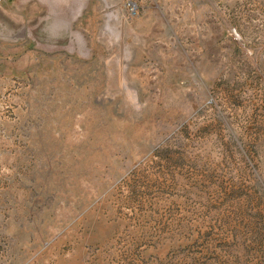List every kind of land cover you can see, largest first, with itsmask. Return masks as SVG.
<instances>
[{
	"label": "rangeland",
	"instance_id": "rangeland-1",
	"mask_svg": "<svg viewBox=\"0 0 264 264\" xmlns=\"http://www.w3.org/2000/svg\"><path fill=\"white\" fill-rule=\"evenodd\" d=\"M0 264H264V0H0Z\"/></svg>",
	"mask_w": 264,
	"mask_h": 264
}]
</instances>
